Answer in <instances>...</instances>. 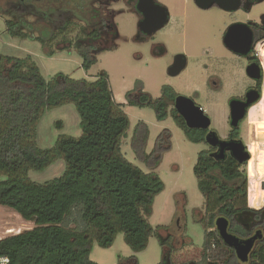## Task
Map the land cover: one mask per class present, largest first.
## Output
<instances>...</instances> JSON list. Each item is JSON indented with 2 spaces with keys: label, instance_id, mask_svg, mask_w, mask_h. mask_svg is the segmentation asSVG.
Instances as JSON below:
<instances>
[{
  "label": "trees",
  "instance_id": "16d2710c",
  "mask_svg": "<svg viewBox=\"0 0 264 264\" xmlns=\"http://www.w3.org/2000/svg\"><path fill=\"white\" fill-rule=\"evenodd\" d=\"M83 1L17 0V5L35 8L33 20L7 19L5 31L11 38L39 42L49 58L74 47L82 60L81 68L88 72L97 62V53L91 55L90 44L99 38L100 31L98 25H90L95 20L83 18L81 12L88 10L90 0ZM68 8L75 14L72 17L84 19L85 25L59 13ZM101 20L116 30L113 13ZM128 103L151 108L157 121L170 119L188 142H204V131L188 129L174 109V94L169 87L162 88L159 99L143 95L138 104ZM68 104L79 116L80 135H59L51 148H39V120L46 111ZM128 127L129 118L123 104L115 101L106 72L94 80L74 79L62 73L46 79L30 55L0 53V206L37 226L0 239V257H7L9 264H97L90 260L93 243L110 248L117 234L123 235L124 243L135 253L147 248L154 232L148 218L164 185L155 172L142 171L122 153ZM148 133L146 124L139 122L131 142L136 157L149 161L153 169L159 163L160 152L169 148L170 133L159 134L154 149L146 153ZM57 159L64 162L59 177L44 183L29 179V172H43ZM241 168L231 158L214 160L206 150L198 153L192 167L204 199L205 217L198 221L204 229L203 249L212 240L224 250L226 259L220 264L239 261L215 231L216 218L229 220V232L240 237L247 233L240 227L242 223H256L260 218V211L248 204V182ZM258 186L253 184L255 206L263 197ZM74 211L81 223L76 230L69 229L66 222ZM170 255L164 252L160 264H172ZM203 258L201 264H205ZM119 264L138 262L131 258ZM251 264H264V246L254 252Z\"/></svg>",
  "mask_w": 264,
  "mask_h": 264
},
{
  "label": "rangeland",
  "instance_id": "374dc122",
  "mask_svg": "<svg viewBox=\"0 0 264 264\" xmlns=\"http://www.w3.org/2000/svg\"><path fill=\"white\" fill-rule=\"evenodd\" d=\"M160 1L170 8L174 19L177 20L180 17L187 20L185 32H188V35L185 39L179 38L177 47L162 60L150 61V68L146 69L144 64L148 59L147 53L142 45L134 42L137 15L132 12L130 5L122 0H102V3L105 2L108 5V9L116 11L113 21L118 37H114L113 43L112 41L108 44L102 43L90 51L91 55L97 53L95 55L97 62L88 72H85L81 68L82 60L74 47L67 51H58L49 58L44 55L39 42L9 37L5 31V21L13 18L21 20L25 18L31 21L35 8L17 5V0H0V53L14 57L30 55L46 79L62 73L74 79L94 80L99 73L106 72L114 99L123 104V110L129 118L127 138L122 140V153L129 162L137 165L142 171L155 172L163 182L164 189L155 197L152 214L148 218L154 232L147 248L135 253L124 243L123 235L117 234L110 248L103 249L93 243L90 260L97 264H119L131 258H135L138 264H160L164 252L166 256L168 252L171 254L172 264H201L203 256H205V264L213 262L220 264L226 259L225 251L215 245L212 240L207 248L203 249L204 229L203 224L198 221L204 220L205 217L204 199L197 189L192 167L197 160L198 153L205 149L204 144L188 142L170 119L157 121L151 108L134 107L128 103L126 96L128 92H133L129 99L136 101V94L140 90L138 88L143 86L142 83H144V91L153 99L160 97V88L165 84L172 85L181 94L187 95V92L201 78L197 68L192 65L193 54H198V56L200 54L196 43L211 41L210 34L219 29L217 24L219 25L222 15L208 14V18L202 22L199 20L201 14L192 4V0H187L188 2L184 5H181L183 0ZM97 4L95 2L89 9H99ZM105 6L102 5L101 11L105 9ZM89 9L81 12L85 20H89L91 16ZM76 11L78 13L79 9ZM60 12L67 14L66 17L71 16L72 21L78 22L79 25L86 23L83 22L84 19L81 21L73 18L75 14L69 8L59 10ZM263 13L264 2L253 9L250 17H257ZM176 30H178V23H175L168 32L174 33ZM183 49L191 55L187 68L176 77L167 76L166 71L172 65L174 53ZM262 88L260 101L248 112L247 139L251 159L242 166L241 170L245 173L248 184L259 185L258 193L264 198V190L261 188V183L264 181V83ZM195 101L205 114L218 113L223 108L222 100H215V104H211L205 95ZM139 122L145 123L149 132L144 146L146 153L154 149L155 140L159 134L164 131L170 133L169 148L160 152L159 163L153 169L149 167V161L136 157L132 148L131 140ZM215 127L220 134L225 133L221 117L215 119ZM244 128L243 125V130ZM63 134L74 137L80 135L79 116L71 104L44 113L37 125V145L41 149H49L54 145L57 137ZM63 170V160L57 159L43 172H29L28 177L31 181L44 183L59 177ZM263 198L257 203L258 206L254 205V199L249 202V206L253 209L259 208L264 204ZM3 208L7 209L0 208V236L3 238L37 228L32 221H24L13 210ZM66 222L69 229L81 228L77 211H74ZM156 227L157 232H155ZM8 230L14 231L8 233Z\"/></svg>",
  "mask_w": 264,
  "mask_h": 264
},
{
  "label": "flooded vegetation",
  "instance_id": "af4514ba",
  "mask_svg": "<svg viewBox=\"0 0 264 264\" xmlns=\"http://www.w3.org/2000/svg\"><path fill=\"white\" fill-rule=\"evenodd\" d=\"M122 1L129 4L132 12L137 15L138 22L136 25L134 42L142 45L147 53L148 59H146L144 64L146 69L150 68V61L158 62L162 60L169 52L178 46L179 38L182 37L185 39L188 35V32H185L187 20L185 21L180 17H178L177 20L174 19L170 8L162 1L153 0L152 6L145 7V13H141L137 10V3L139 0ZM210 1L211 0H192V4L201 14V17H199L200 21L205 22V19L209 16L208 14L212 15L216 13L222 15L219 20V25L217 24L219 29L210 34V37H212L211 41L196 43V46H199L200 54L199 56L198 54H193L192 65L197 68L201 80L199 79V81L196 82L193 88L187 92V95L181 94L172 85H162L160 88V97L156 99L162 97L163 87H169L174 94V102L176 97L183 96L191 99L195 105L200 107L195 100L201 98L203 95L210 100L211 104H215V100H222L223 108L221 109L222 111L218 113L214 112L211 113V115L205 114L204 110L200 107L210 120L208 128L190 130L204 131V142L201 143L205 146L203 150H206L208 155L216 161H224L231 158L239 164L235 158L239 157L241 152L248 154V160L240 164L243 166L250 159L247 139L249 129L248 112L252 105L250 102L256 96H259L258 102L260 101L264 83V13L257 17H250V14L253 9L258 4L264 2V0H218L224 7L237 8L231 11L221 9L218 3L210 4ZM95 2L98 3L97 5L100 8L90 10L89 8L92 7ZM187 2V0H183L181 5ZM88 3H90L88 9L91 13L89 19L95 20L90 25H98L100 31L99 38L90 45L93 46L94 49L102 43L108 44L111 41L113 43L114 37H118L117 30L114 29L113 31L107 21H102L101 19H104L109 13H113L114 18L116 11L108 9V5L105 2L102 3V0H90ZM102 5H106L103 11H101ZM162 12L166 13L167 21L162 28L154 31V28L157 26V20ZM64 17H66V15ZM61 18L63 19V17ZM141 23H143L142 29L140 27ZM175 23H178V30L174 33H169V29H172ZM180 55L185 60V68L178 75L187 68L191 57L186 49L175 52L172 65ZM172 65H170L168 69ZM168 69L166 71L167 76H169ZM142 85L143 86L138 88L140 90L136 94V101H132L136 104L139 103L143 95L148 96L149 99L155 100L150 94L144 91V83H142ZM132 93L133 92H128L126 95L128 102L130 101L129 98ZM219 117L222 118L223 127L225 129L224 134H220L215 127V119ZM243 125L245 126L244 130ZM179 131L181 132V130ZM208 133L211 134L208 140H206ZM254 210L260 211V218L255 220L256 223L245 224L244 222L240 225L243 231L247 232L244 237L229 232L231 223L225 218L228 223L227 232L229 234L241 240H247L254 236L256 237L252 249L245 261L239 260L234 252L235 257L239 261L238 264H251L254 252L259 247L264 246V204L259 208L256 207ZM219 218L224 217L216 218L214 225H216V221ZM215 231L217 232L216 227Z\"/></svg>",
  "mask_w": 264,
  "mask_h": 264
},
{
  "label": "water",
  "instance_id": "95a60500",
  "mask_svg": "<svg viewBox=\"0 0 264 264\" xmlns=\"http://www.w3.org/2000/svg\"><path fill=\"white\" fill-rule=\"evenodd\" d=\"M152 1L153 0H139L137 3V10L141 13H145L144 12L145 7L152 6ZM211 3H218L221 6V9H224L227 11L237 9L236 7H229V8L224 7L222 6L223 4H221L218 0H211L210 4ZM166 21H167V15L166 13L162 12L157 20V26L154 28V31L162 28L164 24L166 23ZM142 24L143 23H141L140 25L141 29L143 26ZM184 68H185V60L180 55L177 57L174 64L168 69V75L171 77H174L178 75ZM258 100H259V96H256L250 102L252 104L251 107L257 104ZM174 107L178 115L184 120L185 125L188 129H206L209 127L210 125L209 118L203 113V110L199 106L193 103L191 99L183 97V96H178L175 98ZM210 134L211 133H208L206 140H208V137L210 136ZM248 158H249L248 154L241 152L240 156L236 157L235 159L239 164H243L244 162L248 160ZM261 188L262 190H264V182L261 184ZM248 199H249V202H251L253 199V185L252 184H249ZM3 207L5 206H0L1 209L7 210L6 208H3ZM227 226H228V223L225 218L217 219L215 227H216V230L219 236L223 240L224 244L234 250L239 260L245 261L247 259L249 252L252 249V246H253V243L256 237L254 236L247 240H241L235 237L234 235L229 234L227 232Z\"/></svg>",
  "mask_w": 264,
  "mask_h": 264
},
{
  "label": "built area",
  "instance_id": "2783aa9c",
  "mask_svg": "<svg viewBox=\"0 0 264 264\" xmlns=\"http://www.w3.org/2000/svg\"><path fill=\"white\" fill-rule=\"evenodd\" d=\"M251 159V158H250ZM249 159V160H250ZM264 181H262L263 183ZM261 183V184H262ZM0 264H9V259L7 257H0Z\"/></svg>",
  "mask_w": 264,
  "mask_h": 264
},
{
  "label": "bare ground",
  "instance_id": "6f19581e",
  "mask_svg": "<svg viewBox=\"0 0 264 264\" xmlns=\"http://www.w3.org/2000/svg\"><path fill=\"white\" fill-rule=\"evenodd\" d=\"M14 230H8V233H12Z\"/></svg>",
  "mask_w": 264,
  "mask_h": 264
},
{
  "label": "crops",
  "instance_id": "0c3cea01",
  "mask_svg": "<svg viewBox=\"0 0 264 264\" xmlns=\"http://www.w3.org/2000/svg\"><path fill=\"white\" fill-rule=\"evenodd\" d=\"M3 237L2 236H0V239H2Z\"/></svg>",
  "mask_w": 264,
  "mask_h": 264
}]
</instances>
